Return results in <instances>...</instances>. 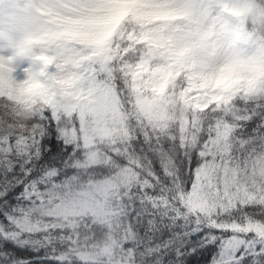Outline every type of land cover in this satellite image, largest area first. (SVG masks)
<instances>
[{
  "label": "trees",
  "instance_id": "trees-1",
  "mask_svg": "<svg viewBox=\"0 0 264 264\" xmlns=\"http://www.w3.org/2000/svg\"><path fill=\"white\" fill-rule=\"evenodd\" d=\"M187 1L194 6L200 0ZM251 1L258 11L234 18L264 44V0ZM111 17L101 39L102 63L64 61L82 80L94 73L114 93L124 138L99 147L108 162L82 166L87 150L80 140L77 112L61 108L54 117L40 100L28 109L0 95V264H99L78 258L135 264H264V252L249 255L264 250V237L250 228L264 227V203L244 196L207 215L196 205L204 168L213 164L238 176L264 158V77L255 88L240 89L225 102L194 109L186 100L191 87L188 63L143 41L153 31L167 38L177 29L193 32L190 21H141L123 7L115 8ZM78 39L51 38L49 60L55 64L74 48L82 49ZM142 61L166 71L162 98L170 119L161 126L148 120L135 96L134 68ZM72 130L77 131L76 139L68 138ZM126 168L137 177L111 205L107 222L87 217L69 224L44 215L42 205L53 196L63 197L69 187ZM20 218L30 230L17 227ZM110 241L113 256L94 253Z\"/></svg>",
  "mask_w": 264,
  "mask_h": 264
},
{
  "label": "rangeland",
  "instance_id": "rangeland-1",
  "mask_svg": "<svg viewBox=\"0 0 264 264\" xmlns=\"http://www.w3.org/2000/svg\"><path fill=\"white\" fill-rule=\"evenodd\" d=\"M118 7L146 22L190 21L193 32L177 29L167 38L163 32L153 31L144 35L143 41L168 51L175 61L188 63L191 87L186 100L194 109L205 110L212 103L225 102L240 89L255 88L264 77V44L252 38L234 18L258 11L251 0H200L194 6L187 0H0V95L28 109L40 100L52 109L54 117L61 108L77 112L82 122L80 140L87 150L82 164L86 168L108 162L109 156H102L99 147L113 145L124 136L113 91L94 73L82 80L77 69L69 70L64 61L102 63L101 39ZM57 36L80 38L83 45L53 64L48 46ZM134 70L139 107L153 125L165 124L170 119L162 98L166 71L148 61L139 62ZM76 137L77 131L69 132V139ZM245 171L237 176L213 164L204 168L203 182L196 187V205L201 213L219 212L229 201L249 195L254 196L253 201L264 203V158ZM136 177L126 168L114 176L69 187L65 196H53L44 202L42 211L69 224L77 220L80 224L87 217L105 222L112 214L111 205ZM17 227L21 231L31 229L21 218ZM250 228L264 237V227ZM114 248L110 241L94 253L111 257Z\"/></svg>",
  "mask_w": 264,
  "mask_h": 264
},
{
  "label": "water",
  "instance_id": "water-1",
  "mask_svg": "<svg viewBox=\"0 0 264 264\" xmlns=\"http://www.w3.org/2000/svg\"><path fill=\"white\" fill-rule=\"evenodd\" d=\"M262 252H264V250L263 251H260V252L251 253L249 255L251 256V255L258 254V253H262ZM236 259H238V258H235L234 260H236ZM113 264H115V263H113Z\"/></svg>",
  "mask_w": 264,
  "mask_h": 264
}]
</instances>
